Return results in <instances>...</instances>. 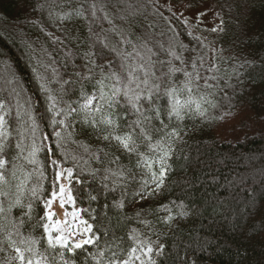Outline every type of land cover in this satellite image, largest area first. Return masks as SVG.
<instances>
[{"label": "trees", "instance_id": "16d2710c", "mask_svg": "<svg viewBox=\"0 0 264 264\" xmlns=\"http://www.w3.org/2000/svg\"><path fill=\"white\" fill-rule=\"evenodd\" d=\"M169 1L167 9L157 0H0V100L8 103L12 113L7 156L10 161L18 151L15 145L21 133L25 138L24 156L31 147V122L23 109L31 107L38 125L35 140L40 151L36 163L13 161L20 180L31 174L23 203L28 204L27 189L35 185H40L44 199L48 198L58 170L52 164L55 160L63 168L74 170L69 186L75 197L74 206L65 204L61 209L57 202L56 218L63 216L71 222L73 218L64 217L62 210L71 213L73 207L87 209L79 215L93 225V233L101 238L100 249L114 239H122L126 252L132 243L129 234L136 229L141 238L150 237L164 244L163 254L154 257L157 264H264V124L259 122L264 118V0ZM207 1L223 9L219 22L222 30L209 34L207 40L202 37L203 43L201 34L188 27L173 6L195 9ZM20 39L25 43L21 44ZM209 43L216 44L213 62L205 48ZM85 53L92 54L96 65H103L105 74H119L121 87L133 69L139 80L145 78L147 69L151 83H162L160 92L154 94L155 104L164 109L162 119L169 124L167 130L179 128L182 139L172 145L165 183L152 196L141 199L142 181L150 176L144 167H137L139 157L126 152L115 140H103L102 136L111 129L102 126L103 131H94L83 123L85 114L79 111L83 103L81 87L92 94L96 91L95 80L100 78V68L89 64ZM169 62L189 72H193L194 62L197 65L201 79L195 81L199 87L191 93L192 108L206 93L214 105L203 104L204 116L185 110L182 120H169L164 87L173 83L181 87L185 80L183 72L168 78ZM86 65L94 68L90 81L76 75L87 74ZM205 80L211 88L205 86ZM115 83L105 80L106 86ZM135 86L136 81L131 87ZM49 95L56 97L58 109L68 105L77 109L67 117L57 115L58 120H66V126L51 124ZM188 96L187 91L180 94L182 101ZM118 99L121 107L117 134L122 135L132 130L129 125L139 113L124 102L122 95ZM142 102L149 107L143 98ZM17 103L22 106L20 121L15 117ZM238 112L247 114L255 127L250 132H237L240 134L233 139H222L217 126ZM144 115L153 116L154 112L145 111ZM145 126L151 130L161 125L159 120H152ZM54 129L61 133V140L53 135ZM152 135L153 142L159 139V133ZM137 143L141 145L139 151L149 158L158 155L149 152L140 140ZM106 170L122 171L124 175L112 177ZM105 175L109 176L106 181ZM76 177L84 183L77 184ZM114 179L119 180L115 185ZM17 183L19 180L13 179L5 187L10 193L5 207L14 201ZM121 199L124 208H115L114 202ZM33 207L34 219L24 229L25 235L44 215L42 201L34 202ZM21 211L13 208L12 215L20 217ZM169 214L173 220L161 222ZM143 220L150 221L151 226L146 227L140 222ZM41 232L39 228L34 235ZM3 248L0 264H6L12 251L6 244ZM96 251L93 245L77 250L80 255L76 264H85L89 253Z\"/></svg>", "mask_w": 264, "mask_h": 264}, {"label": "snow or ice", "instance_id": "6c2138e0", "mask_svg": "<svg viewBox=\"0 0 264 264\" xmlns=\"http://www.w3.org/2000/svg\"><path fill=\"white\" fill-rule=\"evenodd\" d=\"M222 30L213 28L212 31ZM127 55V54H125ZM170 55L174 53L170 52ZM85 56L89 60V64L95 65L100 68V78L95 80L93 85L94 91L92 94H88L83 86L81 87V97L83 103L79 105V111L84 112L83 123L92 127L94 131H103V127L111 129L102 136L105 141L115 140L119 146L129 154H136L139 159L137 160V167H144L147 170V174L150 179H144L141 185V199L145 198V195L152 196L158 192L165 183V177L170 164L168 159L173 155L172 145L178 139H182L180 136L179 128H172L168 131L169 124L164 123L162 116L164 109L155 104L154 94L160 92L162 83H151L148 79V71L145 69V78L139 80L135 75V69L128 73L127 82L123 83L121 87L122 77L111 72L105 74L103 65H96L95 60L91 59V53H85ZM176 59H180L179 56H175ZM168 78L171 79V74L177 72H183L185 80L182 82L181 87H177L174 83L164 87L163 94L168 98L167 115L169 120L175 117L176 120H182L184 118L185 110L195 111L197 115L204 116L206 109L203 108V104L207 103L211 106L212 102L207 98L208 93L201 95L199 101L196 102L195 109L192 108L191 93L194 88H198L199 85L195 81L201 79L199 73L196 71L197 65L195 62L192 65L193 72H189L185 69L177 68L171 65L169 62ZM87 67V65L85 66ZM142 67V66H141ZM94 68L87 67V74L77 72L76 75L83 80L90 81L93 79ZM215 79V77H213ZM105 80H115V84L105 85ZM136 81V86L131 87L132 83ZM65 83H70L65 81ZM143 84L146 87L141 89L140 85ZM205 86L211 88L212 85L208 84L205 80ZM43 87V86H42ZM108 87V91L105 88ZM184 91L189 93L187 99L183 101L180 98V94ZM124 98V102L131 107L135 113H139L137 119L132 121L129 127L131 131H127L122 135L117 134L119 128L118 121L120 120V100L118 97ZM146 101L148 106L144 107L142 102ZM49 111L53 113L51 124L66 126L65 119H57V115H64L65 117L76 112L77 109L68 105L67 108L58 109L56 97L49 95L48 97ZM17 111L15 117L18 121L22 119V106L17 103ZM145 111L154 112L153 116L144 115ZM11 109L6 101L0 100V235L3 239H0V251H3V245H7L15 252L14 257L6 258V264H11L12 260L18 262V264H76V258L80 255L77 250H85V246L93 245L97 247V251L89 253L85 258V264H134L138 261L139 264H157L154 257L161 256L164 252V244H159L157 241L151 240L150 237L141 238L140 233L136 229H132L129 234V240L132 242L131 246L124 252L122 247L123 240L117 242L115 239L106 243L104 249H100L99 242L100 237L93 233V225L80 217V212H86L87 209H77L73 207L71 213H64V217L71 216L73 219L69 222L66 218H56L57 214L53 211V204L58 202L61 209L65 204L75 205V197L73 196L72 188L69 186L72 182L73 172L72 168H63L57 164V161L53 160L52 164L58 170L55 172V178L53 181V190L48 194V198L44 199V194L40 185H35L27 191L30 193L29 202L27 205L23 203L22 197L25 195V185L28 182L31 174H25V178L20 180L16 175L17 168L13 161L20 159L26 160L28 163H36V154L40 151V146L36 144L35 134L38 131V125L36 124L35 117L31 114V107L23 109V115L28 117L31 122L29 131L32 133V143L28 150V155L24 156L25 148L22 147L23 134L21 133V139L16 142V149L18 150L16 155L12 157L10 161L7 156L10 150L9 137L12 133L9 131L11 116ZM99 117V118H97ZM152 120H159L160 127H153L151 130L145 126V122L150 123ZM136 129H139L137 132ZM152 132L159 133V139L153 142ZM53 135L57 137L58 141L62 139L61 133L56 132L54 129ZM41 139H47V137H41ZM140 140L141 144H146L149 152L157 153L152 158H149L144 152H140V144L137 143ZM51 151V150H49ZM154 164L159 165V171L153 170ZM22 168V166H21ZM112 177H122L124 173L122 171H111ZM66 173V175H65ZM42 175V174H41ZM19 180L16 184V196L14 201L8 203L5 207L4 201L8 199L10 193L5 190L6 186H10L11 180ZM109 179L108 175L103 177L106 181ZM67 182V184L65 183ZM75 182L77 184H83L79 177H76ZM118 179L113 180V184H117ZM154 185L149 189L148 185ZM58 185V189H57ZM105 189L108 185L104 184ZM91 200H95L96 196H90ZM42 201L44 204V215L39 217L37 225L31 226V231L27 235L24 234V229L31 225V221L34 219V202ZM117 209L124 208V201L114 202L113 205ZM13 208H20V217H14L12 215ZM27 209L24 211L23 209ZM162 209L169 211L166 205L161 206ZM180 215H186L185 212L179 213ZM137 218L141 216V212L136 213ZM173 220L171 214L162 218L163 223H170ZM146 227L151 226V222L148 220L140 221ZM83 226V227H81ZM39 228H42V232L39 236L34 235ZM107 233H105V236ZM40 247H43V251H40ZM119 249V251L115 250ZM109 252L111 255H109ZM124 253V255H121Z\"/></svg>", "mask_w": 264, "mask_h": 264}, {"label": "rangeland", "instance_id": "374dc122", "mask_svg": "<svg viewBox=\"0 0 264 264\" xmlns=\"http://www.w3.org/2000/svg\"><path fill=\"white\" fill-rule=\"evenodd\" d=\"M158 3L160 5H164L167 9L170 5V1L169 0H157ZM201 8H189L187 6H173L174 10H175V14H177L178 16H182L183 20H185L186 24L188 25V27H190L194 32H198L200 33L199 35L205 38V40H207V37L209 36V34L213 33L216 34V32L218 31H212L213 28H220V19H221V10H223L221 7H218L215 3L211 2V1H207L206 3H203L200 5ZM100 38H98V41H102L99 40ZM22 39H20L21 41ZM202 42L204 43V39L202 38ZM21 44H24L25 41L22 40L20 42ZM210 45V46H209ZM207 52H210L209 54V59L211 60L214 56H215V51L214 49L216 48V44L215 43H209L206 47ZM212 61V60H211ZM213 62V61H212ZM26 117V116H25ZM62 119V118H61ZM263 122L259 121L262 125L264 124V118H262ZM221 123V124H220ZM217 126L216 130L217 133L219 134V136L222 139H233L235 138L236 135H239L237 132L240 131H251V129H253L254 124H251V121L248 119V115L244 114V112H238L235 113L231 118H228L227 121H221ZM20 129H16V131H18ZM155 170H159V165L155 164L154 165ZM152 185V184H150ZM0 200H2L0 198ZM57 206V202L53 204V211H56L58 209L59 211V207L57 206V208L55 209L54 206ZM62 213L64 214L63 210ZM60 218H63V216H61ZM16 254L14 252V250L12 249V251L10 252V256L9 257H14ZM16 261L12 260L11 264H14ZM134 264H139L138 261L134 262Z\"/></svg>", "mask_w": 264, "mask_h": 264}, {"label": "bare ground", "instance_id": "6f19581e", "mask_svg": "<svg viewBox=\"0 0 264 264\" xmlns=\"http://www.w3.org/2000/svg\"><path fill=\"white\" fill-rule=\"evenodd\" d=\"M82 102H84L83 100H81Z\"/></svg>", "mask_w": 264, "mask_h": 264}]
</instances>
